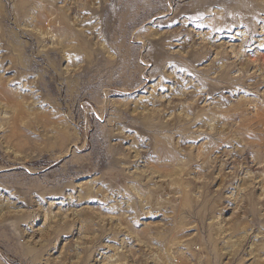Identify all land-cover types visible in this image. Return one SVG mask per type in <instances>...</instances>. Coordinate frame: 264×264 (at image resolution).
Masks as SVG:
<instances>
[{
	"label": "rangeland",
	"instance_id": "374dc122",
	"mask_svg": "<svg viewBox=\"0 0 264 264\" xmlns=\"http://www.w3.org/2000/svg\"><path fill=\"white\" fill-rule=\"evenodd\" d=\"M0 264H264V0H0Z\"/></svg>",
	"mask_w": 264,
	"mask_h": 264
},
{
	"label": "bare ground",
	"instance_id": "6f19581e",
	"mask_svg": "<svg viewBox=\"0 0 264 264\" xmlns=\"http://www.w3.org/2000/svg\"><path fill=\"white\" fill-rule=\"evenodd\" d=\"M201 60V59H200ZM200 60H198V61H200Z\"/></svg>",
	"mask_w": 264,
	"mask_h": 264
}]
</instances>
